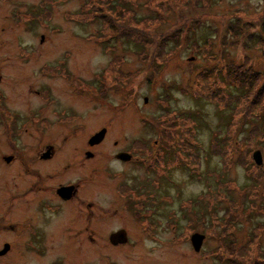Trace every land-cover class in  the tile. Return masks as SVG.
Masks as SVG:
<instances>
[{
    "label": "rangeland",
    "instance_id": "rangeland-1",
    "mask_svg": "<svg viewBox=\"0 0 264 264\" xmlns=\"http://www.w3.org/2000/svg\"><path fill=\"white\" fill-rule=\"evenodd\" d=\"M0 69L1 103L19 113L43 104L33 89L51 94L50 141L105 128L103 148L116 141L139 158L60 154L82 156V205L98 207L95 242L69 239L80 218L53 238L67 264H264V178L252 158L259 148L264 160V0H0ZM223 111L234 113L228 129ZM28 124L19 146L35 136ZM23 160L1 186L27 184ZM21 226L0 264H45ZM120 228L128 240L113 245ZM194 232L205 236L198 252Z\"/></svg>",
    "mask_w": 264,
    "mask_h": 264
},
{
    "label": "flooded vegetation",
    "instance_id": "flooded-vegetation-1",
    "mask_svg": "<svg viewBox=\"0 0 264 264\" xmlns=\"http://www.w3.org/2000/svg\"><path fill=\"white\" fill-rule=\"evenodd\" d=\"M45 67L44 70H46ZM0 70L1 80L2 69ZM44 86L50 89L49 86L45 84ZM32 92L41 98L43 104H39L37 110H34L29 116L26 112L19 113L16 109L5 104V100L1 103V98L4 95L0 88V175L6 167L15 168L14 165L18 159L23 158V165L19 164L17 170L19 167H24L28 179L27 184L23 186L18 184L8 189L7 186L0 185L2 190H6L4 196L7 198V201L2 205L0 191V223H3L0 226V259L12 251L13 234H21L23 229L21 224H27L30 228L28 230L29 238L35 237V241L42 242V248L32 245L33 247L28 248L30 251H27L32 255L42 256L41 260H45V264H67L69 257H65L61 246H54L53 239L64 234L63 231L66 228L64 220L70 221L67 233L77 229L76 223L79 222V218L85 224L83 230L78 229L72 235L68 234L69 239L80 240L82 233L85 239L91 242H95L96 238V231L88 228V225L98 219V207L96 202L84 201L85 207L83 208L82 188L86 179L81 174L75 173L82 167L81 157L84 156L90 160L95 158L100 151L103 154L109 152L119 162H138L139 158L133 155L129 149L118 148L119 143L116 141H113L109 149L103 148V145L110 144L106 142L108 140L105 136L106 132L102 138L98 139L92 138L98 131L94 132L89 137L80 138L81 142L73 143L69 140L76 139L67 137L57 142L50 141L48 137L44 136V132L49 123V106L47 104L51 94L43 98V96H39L38 89H33ZM40 107L42 109L38 111ZM56 113L60 114L61 110H57ZM29 122L34 124V133H32L35 136H32L29 142L27 141L25 147L19 146L16 140L24 131L28 133ZM40 122L41 127L38 126ZM37 138L39 139L37 140ZM157 144L158 142L154 141V145L157 146ZM5 147L8 148L7 152L3 151ZM22 150H25L24 152L27 150V153L23 154ZM65 150L68 152L64 153ZM122 152L129 153L131 157L126 160L118 158L116 155ZM61 153L65 155L76 153L77 155L82 154V156H80V160L73 162L60 159ZM67 176L68 178L65 179L64 177ZM5 223L6 225H4ZM14 225L17 227L15 228Z\"/></svg>",
    "mask_w": 264,
    "mask_h": 264
},
{
    "label": "water",
    "instance_id": "water-1",
    "mask_svg": "<svg viewBox=\"0 0 264 264\" xmlns=\"http://www.w3.org/2000/svg\"><path fill=\"white\" fill-rule=\"evenodd\" d=\"M105 133V129H101L100 131H98L96 134H94L92 136V138H102L103 135ZM118 158H121L123 160L128 159V157H131V155L127 152H122L116 155ZM252 158H253V162L256 166L258 167H262L263 171H264V160H263V153L261 151V149L257 148L255 150H253L252 152ZM204 234L200 233V232H194L191 234L190 236V242L192 244L193 249L198 252L201 248L202 242L204 240ZM109 240L113 245H117L120 243H125L128 240L127 237V233L126 230L123 228H120L112 233H110L109 235Z\"/></svg>",
    "mask_w": 264,
    "mask_h": 264
},
{
    "label": "trees",
    "instance_id": "trees-1",
    "mask_svg": "<svg viewBox=\"0 0 264 264\" xmlns=\"http://www.w3.org/2000/svg\"><path fill=\"white\" fill-rule=\"evenodd\" d=\"M103 16H100V18H102ZM238 29H239V27H237ZM236 28V29H237ZM240 30V29H239ZM239 30H237V32L239 31ZM235 31V30H234ZM236 32V33H237ZM235 34V33H234ZM235 69H234V67L232 68V73L234 74L235 73V71H234ZM247 96H249V94L247 95ZM239 97H240V95H239ZM238 99H240V98H238ZM200 109H201V111H203V108H201L200 107ZM199 110H197V112H198ZM201 111L199 112V114L201 113ZM223 112H225V114H226V116L228 117V123L226 124V126H225V128L228 126H230L231 124H232V121H233V112H231L230 111V114H229V111H223ZM203 113V112H202ZM199 114L198 115H196V116H190V118H193V117H198L199 116ZM229 114V115H228ZM190 115V114H189ZM231 116V117H230ZM228 127H227V129H228ZM219 131V130H218ZM218 131H216V130H214L213 131V134L214 135H216V134H218L219 132ZM209 146H211V148H208L207 150H205V148L203 147V151H206V152H208V153H210V154H213V152H215V151H217L218 149H219V145H218V143H210V145ZM165 149H168L167 151H166V156H168V155H172L173 153H172V149H170L169 147H167V148H165ZM220 151H218L217 153H219ZM256 170H260V168H257L256 167ZM254 177H256V179L255 180H257V179H259V177H262V178H264V172H263V170L262 171H260L258 174H256V175H254ZM254 187H256V186H254ZM257 188V187H256Z\"/></svg>",
    "mask_w": 264,
    "mask_h": 264
}]
</instances>
